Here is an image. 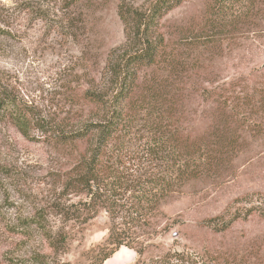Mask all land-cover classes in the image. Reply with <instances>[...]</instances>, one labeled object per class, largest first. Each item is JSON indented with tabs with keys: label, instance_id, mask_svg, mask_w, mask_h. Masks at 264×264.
<instances>
[{
	"label": "rangeland",
	"instance_id": "obj_1",
	"mask_svg": "<svg viewBox=\"0 0 264 264\" xmlns=\"http://www.w3.org/2000/svg\"><path fill=\"white\" fill-rule=\"evenodd\" d=\"M147 1L67 8L61 0H0V85L58 127L86 121L93 105L84 95L108 88L111 52L116 59L126 40L121 4L140 9ZM213 2L183 0L162 19L177 61L139 81L164 84L183 136L212 149L203 175L168 195L136 231L143 253L122 246L103 260L107 213L53 209L86 200L65 188L85 143L57 145L35 125L23 133L0 109V264H149L174 251L198 264H264V2L242 23L236 16L249 1L227 2L224 16ZM37 214L40 222L26 221Z\"/></svg>",
	"mask_w": 264,
	"mask_h": 264
},
{
	"label": "trees",
	"instance_id": "obj_2",
	"mask_svg": "<svg viewBox=\"0 0 264 264\" xmlns=\"http://www.w3.org/2000/svg\"><path fill=\"white\" fill-rule=\"evenodd\" d=\"M61 1L68 8L80 0ZM182 1L148 0V6L140 9L121 4L126 37L123 49L116 59V50L111 52L108 88H96L84 95L93 109L91 116L76 126L58 127L53 121L42 119L31 106L0 85V109L9 114L23 133L35 125L57 145L85 143L66 178L65 188L85 195L86 200L75 204L76 209H53L67 217L86 213L95 217L101 210L107 213L110 229L102 247L106 249L103 260L122 246L143 253V245L136 242L138 228L148 227L150 216L168 195L188 180L201 177L204 165L209 164L212 149L183 136L180 117L174 110L177 101L162 90L164 84L156 78L148 79L143 86L139 82L143 71L155 68L158 73L172 66L173 59L177 61L176 55L167 51L160 26L162 19ZM235 1L250 2L246 10H239L236 23L244 22L251 8L259 12L264 2ZM235 1L214 0V7L219 6L216 13L224 16L227 2ZM221 19L222 25L228 24L224 22L226 17ZM34 218L40 222L38 214L25 219ZM193 255L168 252L149 264H198L201 260Z\"/></svg>",
	"mask_w": 264,
	"mask_h": 264
}]
</instances>
